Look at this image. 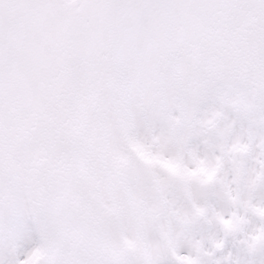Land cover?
<instances>
[{
  "label": "snow or ice",
  "instance_id": "obj_1",
  "mask_svg": "<svg viewBox=\"0 0 264 264\" xmlns=\"http://www.w3.org/2000/svg\"><path fill=\"white\" fill-rule=\"evenodd\" d=\"M0 264H264V0H0Z\"/></svg>",
  "mask_w": 264,
  "mask_h": 264
}]
</instances>
